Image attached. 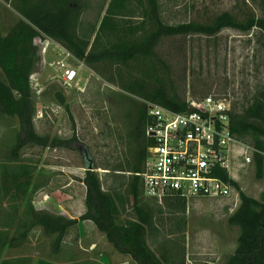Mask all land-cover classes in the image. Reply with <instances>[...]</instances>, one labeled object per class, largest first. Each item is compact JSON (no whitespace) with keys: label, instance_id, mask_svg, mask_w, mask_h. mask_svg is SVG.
Segmentation results:
<instances>
[{"label":"trees","instance_id":"16d2710c","mask_svg":"<svg viewBox=\"0 0 264 264\" xmlns=\"http://www.w3.org/2000/svg\"><path fill=\"white\" fill-rule=\"evenodd\" d=\"M4 1L21 15L5 35L0 34V72L3 75H0V111L18 117L21 126L12 148L10 164L19 162L20 150L25 146L46 147L52 143L48 135H40L36 131L34 123L36 106L31 75L40 55L35 43L37 37H49L59 42L75 58L127 93L173 110H183L186 99L175 90L173 80L168 76L171 66L159 52L163 41L192 35L213 36L225 28L244 33L257 29L260 36H264V15L259 16L246 1L236 11L224 10L203 19L168 22L163 0H110L108 4L106 0L97 22L88 29L83 27V15L88 5L86 0ZM135 18L138 20L134 21ZM148 123L147 104L142 103L137 109L135 130L129 134V139L135 144V148L130 149L132 157H127L125 164L115 166L116 170L130 171L126 193L133 197L135 210L130 219L120 218L119 202L123 203L124 197L114 193L113 188L105 189L96 166L93 164V169H88L91 162L87 160L82 179L86 186L85 213L79 218H68L46 209L37 210L29 201L24 210L28 229L12 235V230L24 227V224H15L17 204L42 186L35 184L34 188L31 187L34 167L30 164H2L0 264H31L29 257L4 258L3 253L20 236L25 238L32 227L41 226L46 235H54L52 245L57 251L67 230L85 219L94 221L115 249L129 254L137 264H184L185 244L178 246L173 240L157 244L156 248L149 244L148 229L155 221L152 208L142 202L141 177L138 174L144 170L147 148L153 143L146 133ZM231 129L238 138L253 139L258 150L254 156L256 177L264 178V155L261 153L264 151V89L241 109H236L234 104ZM64 143L67 141L53 140V145ZM219 175L235 186L240 199L239 206L228 217V223L240 230L237 247L224 264H264V190L260 198H255L245 193L226 171L221 170ZM5 202L8 206H4ZM166 203L171 214H186L185 197L170 198ZM170 219L174 225L170 228V235L176 233L174 228L186 225L185 216Z\"/></svg>","mask_w":264,"mask_h":264},{"label":"rangeland","instance_id":"374dc122","mask_svg":"<svg viewBox=\"0 0 264 264\" xmlns=\"http://www.w3.org/2000/svg\"><path fill=\"white\" fill-rule=\"evenodd\" d=\"M86 1L88 5L83 15L84 29L97 22L101 6L106 2ZM109 1L107 0V4ZM163 1L164 15L168 22L203 19L224 10L236 11L244 1L250 3L259 16L264 15V0ZM20 17V13L11 4L0 0L1 35H5ZM137 20L138 18L134 19ZM259 36L257 29L244 33L234 28H225L213 36L192 35L167 39L160 44L159 52L171 66L168 76H171L175 90L186 100L189 97L202 98L208 94L230 95L236 109H241L252 101L257 92L264 89V36ZM37 44L39 50L40 45ZM51 44L53 45L48 47L45 56L40 50L31 81L36 106V131L40 135H48L52 143L46 147L33 144L25 146L20 150L19 162L11 164L33 166L31 187L39 184L42 187L38 190H49L61 196L69 193L75 198V214L79 215L80 202L86 196V186L82 179L88 160L96 166L104 188H113L114 193L124 197L123 203L119 202L120 218H133L134 199L126 193L130 171L116 170L115 166L125 164L127 157H132L130 149L135 148V144L129 139V134L135 130L138 107L147 102L108 82L83 61L69 56L61 44L53 41ZM62 59H67L78 71V77L72 85L64 84L61 70L54 66V62ZM0 75L3 76L1 72ZM167 77L165 79L169 83ZM20 130L18 117L8 116L0 111V179L2 164L11 166V152ZM54 139L66 140L67 144L53 145ZM245 141L254 146L251 137ZM238 176L237 182L245 193L261 197L264 178L256 177L255 165L247 172L240 170ZM61 196L58 197L61 199ZM239 200V195L235 194L224 199L193 197L186 199L185 215H173L166 202L159 204L143 197L142 202L152 208L155 221L148 229L149 244L156 248L157 244L173 240L178 246L186 243L187 251V237L205 230L211 232L225 229L229 224L228 216L237 208ZM18 206L15 224L21 223L24 227L12 230V235L28 229L25 206L20 203ZM48 210L60 213L55 205ZM84 210L86 211V206ZM173 216L174 220L175 217L185 216L186 225L184 228H174L176 233L170 235V228L174 227L170 223ZM183 229L186 231H181ZM228 229L229 237L235 240L237 226ZM29 233L35 240L46 237L39 226L32 227ZM215 257L212 260L217 261ZM222 260L224 259L218 261V264H224Z\"/></svg>","mask_w":264,"mask_h":264},{"label":"built area","instance_id":"2783aa9c","mask_svg":"<svg viewBox=\"0 0 264 264\" xmlns=\"http://www.w3.org/2000/svg\"><path fill=\"white\" fill-rule=\"evenodd\" d=\"M52 41L60 44L49 37H37L39 54L42 50L45 56ZM67 54L74 57L68 51ZM54 66L61 70L64 84L76 81L78 71L67 59L54 62ZM146 102L149 117L146 133L153 143L147 148L144 170L138 173L142 196L159 204L175 197L238 196L235 186L219 172L224 170L230 179L239 181V171L247 172L255 165L258 150L232 132V97L215 94L189 97L183 110Z\"/></svg>","mask_w":264,"mask_h":264},{"label":"crops","instance_id":"0c3cea01","mask_svg":"<svg viewBox=\"0 0 264 264\" xmlns=\"http://www.w3.org/2000/svg\"><path fill=\"white\" fill-rule=\"evenodd\" d=\"M66 194L61 196L49 190H36L28 193L26 199L19 203L25 206L30 201L37 210H48L49 207L55 205V208L60 210L58 214H63L68 218H79L85 211V199L80 202L81 214L76 215L75 198L69 193ZM58 196H61V199ZM4 206H7V202ZM238 206L239 204H237ZM235 210H232L229 216ZM227 225L225 229L223 228L220 231L213 230L210 232L205 230L187 237L184 264H218L221 259H224L222 260L224 263L235 252L240 232L237 226L236 239L230 238V229L228 228H233L235 225ZM39 227L43 231V228ZM29 234L25 238L20 236L19 239L15 240L14 245L4 251V258L29 257L31 264H137L129 254L115 249L107 240L105 234L90 219L79 220L77 224L69 228L57 251L54 250L52 245L54 235H45V238L35 240ZM212 257H215L217 261L212 260Z\"/></svg>","mask_w":264,"mask_h":264},{"label":"water","instance_id":"95a60500","mask_svg":"<svg viewBox=\"0 0 264 264\" xmlns=\"http://www.w3.org/2000/svg\"><path fill=\"white\" fill-rule=\"evenodd\" d=\"M88 169H93V164L92 163H90Z\"/></svg>","mask_w":264,"mask_h":264}]
</instances>
